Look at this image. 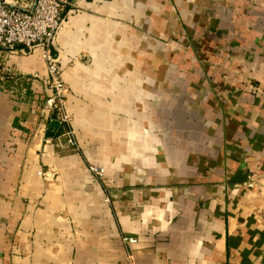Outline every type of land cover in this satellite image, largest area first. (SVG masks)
Wrapping results in <instances>:
<instances>
[{
    "label": "crops",
    "instance_id": "0c3cea01",
    "mask_svg": "<svg viewBox=\"0 0 264 264\" xmlns=\"http://www.w3.org/2000/svg\"><path fill=\"white\" fill-rule=\"evenodd\" d=\"M69 8L74 145L43 51L0 50V264H264V0Z\"/></svg>",
    "mask_w": 264,
    "mask_h": 264
},
{
    "label": "built area",
    "instance_id": "2783aa9c",
    "mask_svg": "<svg viewBox=\"0 0 264 264\" xmlns=\"http://www.w3.org/2000/svg\"><path fill=\"white\" fill-rule=\"evenodd\" d=\"M71 0H0V50L5 52H27L41 49L47 61L48 96L44 109L50 114L51 122L58 120L60 137H67L75 144L72 117L67 109L69 88L64 79L62 63L54 52L57 37L65 27ZM5 74L0 73V79ZM92 171L101 176L103 168L92 166ZM126 244H137L138 238H123Z\"/></svg>",
    "mask_w": 264,
    "mask_h": 264
},
{
    "label": "rangeland",
    "instance_id": "374dc122",
    "mask_svg": "<svg viewBox=\"0 0 264 264\" xmlns=\"http://www.w3.org/2000/svg\"><path fill=\"white\" fill-rule=\"evenodd\" d=\"M253 87H254V89H255L256 91L258 90V89H257V88H258L257 85H254ZM67 109H68V104H67ZM68 111H69V109H68ZM69 113H70V112H69ZM70 114H71V113H70ZM71 117H72V123H73L74 118H73L72 115H71ZM88 164H89V170H90L93 174H95V172L92 171V169H91L92 166H98V167L103 168L104 171L102 172V175H101V176L95 174L97 177L102 178V177L105 175L106 168H105L104 166H102V165H100V164H97L96 162H89Z\"/></svg>",
    "mask_w": 264,
    "mask_h": 264
},
{
    "label": "water",
    "instance_id": "95a60500",
    "mask_svg": "<svg viewBox=\"0 0 264 264\" xmlns=\"http://www.w3.org/2000/svg\"><path fill=\"white\" fill-rule=\"evenodd\" d=\"M61 128V122L58 120H53L50 125V129L54 132H59Z\"/></svg>",
    "mask_w": 264,
    "mask_h": 264
}]
</instances>
